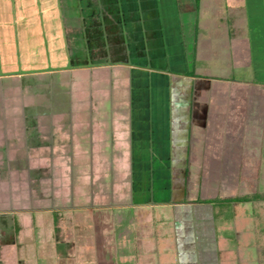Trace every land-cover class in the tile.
<instances>
[{"label":"crops","instance_id":"obj_1","mask_svg":"<svg viewBox=\"0 0 264 264\" xmlns=\"http://www.w3.org/2000/svg\"><path fill=\"white\" fill-rule=\"evenodd\" d=\"M222 1L0 0V264H19L20 243L25 264H221L218 197L205 194L216 184L205 172L221 162L231 187L233 171H254L264 107L251 79L204 83L186 68L185 55L197 53L198 12L218 16ZM226 3L231 21L238 11L249 25L264 17V0ZM227 37L243 73L250 47ZM214 119L224 125L217 143ZM42 143L70 159L66 199L26 194V156ZM133 171L139 187L111 190ZM171 178L180 195L168 199L166 187L163 198L152 192L154 204L143 198L145 187ZM68 200L76 206L27 204ZM127 211L131 233L115 243V219Z\"/></svg>","mask_w":264,"mask_h":264},{"label":"rangeland","instance_id":"obj_2","mask_svg":"<svg viewBox=\"0 0 264 264\" xmlns=\"http://www.w3.org/2000/svg\"><path fill=\"white\" fill-rule=\"evenodd\" d=\"M209 1L210 0H206L205 2L204 0V2L207 4ZM226 2L227 0H224L222 3H220L221 10L217 11L218 16L212 15V10L201 9L198 12L200 14V17L198 14L197 18L199 22V28L197 43H195L197 45V53L195 56H193L191 53L185 55L187 62L186 68L189 71L193 70L195 75L200 77L198 79L204 83H210L211 81L218 82L220 80H235L239 79L240 77L248 78L249 81L251 79V81L247 83L251 84V86L254 84L257 87L256 89L260 93L261 99L264 101V17L255 19L254 24L249 25L250 21L248 22L247 16H244L243 14L244 17L241 18L240 15V13L245 12L238 11L237 14L239 13V15L233 21H231L229 18V12L231 10L227 6ZM234 16L235 15L233 14V17ZM220 18H222V20L217 21ZM229 33L231 34L230 39H232V36L236 37V39L246 41L250 47V57L248 58L247 66L245 67L243 73L238 69V65L234 62V57L231 50L232 46L229 42V38L227 37ZM123 61L127 60L124 59ZM161 61H163V59ZM236 70H239L240 73ZM54 91L56 92V90ZM206 92V97L208 99L213 97L209 90ZM219 99L224 100L221 97H218V100ZM261 119L263 133L260 140L262 142V146L261 150L259 151L260 156H257L259 157V161L256 162V165H254V171H233V184L231 187L228 185L226 186L225 183H223L224 180L228 178V176L225 175L226 171H224L222 168L221 162L217 163V166L220 167V170L213 172L208 169V171L205 172L207 181L211 180V183L208 182L207 185H209V183L216 184L215 190H207L205 194L211 195L213 198L218 197L216 204H213L211 207L212 217L214 218L217 233L221 234L222 232V235L218 236L223 239L221 241L222 244H218L219 241H216L218 245V252H216V255L218 256L221 264H239V261L240 264H264V201L251 200L246 203L221 202V197H252L254 195L264 194V107L262 109ZM211 125L212 123L208 126ZM213 125L214 126L212 127H214V130H212L210 133L214 142L217 143L224 134V125L221 124V121L218 122L217 119H214ZM44 144L42 146V151H36L35 149H32V154L26 156V163L28 166L26 167L30 169V176L32 175L30 178V184H27L26 181V194L29 193V195L36 196L39 200L40 197L37 196L39 194L38 190L46 189V194L49 196V198H51V201L58 198L66 199L71 195L68 185L70 159H66L60 155L54 154V149H45ZM217 156L221 157L222 159L226 158V155L223 153L220 154L219 149H217ZM233 157H235V155ZM57 161H61L60 164H58ZM128 168H126V170H128ZM101 173L102 172H98L96 174ZM115 173L118 175L122 174L121 177L125 176L124 178H126V172L123 170L115 171ZM136 173L137 172L129 173L123 185L116 186L115 184V188L111 187V190L113 192L115 190L118 193H128L131 190L130 181L132 186L135 185L134 189H136ZM150 176L151 175L149 173L146 180L151 178ZM37 177L43 179L41 184L39 183L40 180H33L34 178L37 179ZM235 179H237L238 182L235 183ZM171 181L172 185L165 183L159 186H152L150 188L145 187L144 192L145 190H148V192H146V194L144 193L143 198L150 200L154 204L155 199L153 197H155V195H152V192L157 189L158 191L156 193H162L163 198L165 197V190L167 189L166 187H169L168 189L170 190V196L168 199L171 197H177V195H180L181 191H179L177 188V184L175 185L176 187L173 185L178 180L171 178ZM121 182H123V180H121ZM191 189L189 191L190 196L193 195ZM101 191L102 188L100 187L98 193ZM27 204H29L30 209H44L45 207H58L65 209L69 206H76L69 200L64 202H31ZM121 213H123V216L126 217L123 221L119 218H117V220L115 219V227L113 226L114 235L112 237L115 243L117 242L118 238L122 236V234L131 233V231H129L127 228L130 225L129 221L127 220V218H130L129 211ZM75 221L80 224L83 221L82 215H75ZM220 227L221 231H219ZM128 235L130 236V234ZM20 244L21 247H18L17 253L19 257V264H25L26 244ZM35 252L36 255H40L39 249H36ZM38 256L37 258H39ZM40 257L43 258L42 255H40ZM115 259L117 258L112 260L115 261ZM42 260L43 259H39L38 261ZM42 264L47 263L43 262Z\"/></svg>","mask_w":264,"mask_h":264},{"label":"trees","instance_id":"obj_3","mask_svg":"<svg viewBox=\"0 0 264 264\" xmlns=\"http://www.w3.org/2000/svg\"><path fill=\"white\" fill-rule=\"evenodd\" d=\"M251 200H257V201H264V194L263 195H254L252 197L242 196V197H232L225 200H222V202H228V203H246Z\"/></svg>","mask_w":264,"mask_h":264}]
</instances>
